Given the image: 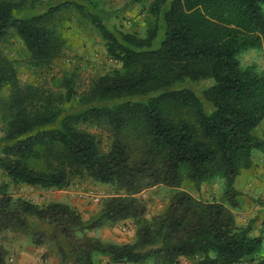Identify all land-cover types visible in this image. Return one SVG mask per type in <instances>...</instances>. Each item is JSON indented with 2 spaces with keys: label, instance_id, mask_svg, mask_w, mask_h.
I'll list each match as a JSON object with an SVG mask.
<instances>
[{
  "label": "trees",
  "instance_id": "16d2710c",
  "mask_svg": "<svg viewBox=\"0 0 264 264\" xmlns=\"http://www.w3.org/2000/svg\"><path fill=\"white\" fill-rule=\"evenodd\" d=\"M39 1L0 0V169L9 180H0V264H9L3 233L30 230L34 221L50 230L32 232L33 243L54 242L61 264H96L98 257L112 264H241L258 255L264 238L238 226L233 210L240 207L237 178L264 154V138L254 134L264 122V72L240 61L248 50L264 49V0H153L144 38L110 30L74 2L22 13ZM72 5L86 13L119 67L81 96L69 80L64 96L22 85L3 44L15 34L34 67L50 66L65 46L55 15ZM202 81L211 82L204 100L183 87ZM83 124L108 133V152ZM75 179L114 189L88 222L67 204L39 206L10 192L63 190ZM214 180L223 182L227 204L181 190L186 181L200 188ZM160 186L176 192L148 219L138 196ZM127 220L137 228L133 243L90 235Z\"/></svg>",
  "mask_w": 264,
  "mask_h": 264
},
{
  "label": "rangeland",
  "instance_id": "374dc122",
  "mask_svg": "<svg viewBox=\"0 0 264 264\" xmlns=\"http://www.w3.org/2000/svg\"><path fill=\"white\" fill-rule=\"evenodd\" d=\"M153 0H145L140 4H131V0H40L34 9L22 12L26 16L40 14L49 7H55L65 2H74L103 19L110 30L122 33H133L141 38L146 36L150 15L149 6ZM54 29L64 41L65 46L60 58L50 66L36 68L30 63V54L24 43L11 34L3 44V52L15 62L19 81L25 86H35L57 96L65 95V82L71 81L73 90L81 96L86 93L92 82L100 76L106 75L119 67L112 62L106 51L105 41L101 37L92 21L84 11L76 5L63 7L55 15ZM242 65L256 64L264 69V53L245 54L240 57ZM211 85L210 81L196 83L187 82L183 87L193 89L202 99L203 91ZM206 108L210 106L205 102ZM5 125L0 119V138L3 136ZM82 130L95 135L100 148L108 152L111 139L102 129L81 125ZM0 180L9 182L0 169ZM241 193L240 207L233 210L238 226L249 228L254 237L264 238V154L258 152L255 156V166L242 171L235 183ZM181 190L189 192L194 197L205 202H219L227 204L224 196V184L221 180H214L197 188L191 182H184ZM10 192L16 198L26 199L36 205L45 206L50 203H63L75 208L88 222L94 218L102 208L103 201L113 195L111 186L99 184L90 179H75L71 185L63 190L42 189L40 187L11 186ZM175 190L157 187L141 193L138 197L148 207L147 218L151 219L162 214ZM136 226L127 220L115 225L93 230L90 235L118 245L133 243L136 239ZM49 227L37 221L32 222L30 230H7L2 235L8 255L9 264H61L59 247L51 241L41 245L33 243L32 232L49 231ZM66 250V248L64 247ZM264 258V244L258 255L251 256L241 264H256ZM96 264H112L108 258L98 257ZM181 264H191L182 260Z\"/></svg>",
  "mask_w": 264,
  "mask_h": 264
},
{
  "label": "crops",
  "instance_id": "0c3cea01",
  "mask_svg": "<svg viewBox=\"0 0 264 264\" xmlns=\"http://www.w3.org/2000/svg\"><path fill=\"white\" fill-rule=\"evenodd\" d=\"M251 53L252 54H254V53H256V54H262V53H264V49H251V50H248L247 52L243 53L242 55H245V54H249L250 55ZM240 61H241V59H240ZM241 64H242V62H241ZM252 65H254L258 71L264 72V69L263 68L257 67V65L254 64V63L251 64V65H248V66H252ZM248 66H243V67H248ZM254 134L256 136H258V137L264 138V122L259 127H257L254 130Z\"/></svg>",
  "mask_w": 264,
  "mask_h": 264
}]
</instances>
